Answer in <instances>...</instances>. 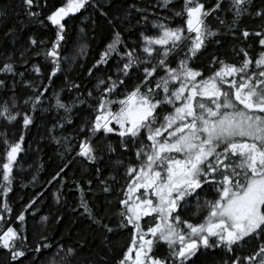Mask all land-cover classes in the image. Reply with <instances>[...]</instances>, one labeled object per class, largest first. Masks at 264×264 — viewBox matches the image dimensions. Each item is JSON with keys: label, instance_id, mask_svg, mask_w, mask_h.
<instances>
[{"label": "snow or ice", "instance_id": "6c2138e0", "mask_svg": "<svg viewBox=\"0 0 264 264\" xmlns=\"http://www.w3.org/2000/svg\"><path fill=\"white\" fill-rule=\"evenodd\" d=\"M19 7L51 37L22 40L13 28L0 38L11 46L0 56V264H264V0H157L122 15L99 0ZM89 8L109 34L85 88L69 73L84 68L87 45L73 53L66 44L69 21ZM245 17L259 27L241 28ZM222 35L240 41L232 58L213 52L201 61ZM38 112L54 113L44 136L60 161L46 181L56 185L55 214L39 215L44 192L18 213L8 200ZM65 188L79 194L71 242L51 234L50 221L65 219Z\"/></svg>", "mask_w": 264, "mask_h": 264}, {"label": "trees", "instance_id": "16d2710c", "mask_svg": "<svg viewBox=\"0 0 264 264\" xmlns=\"http://www.w3.org/2000/svg\"><path fill=\"white\" fill-rule=\"evenodd\" d=\"M208 4H211L213 0H207ZM261 0H255L257 5H260ZM49 7L59 6L61 0H48ZM135 3L137 7H144L147 5H154L157 0H99L104 11H108L110 15H122L124 9H126L130 4ZM4 7L3 10L7 12V15L0 17V38L3 37V33L6 30L15 28L23 39H26L29 34H34L38 39L48 40L51 34L44 29L40 28L38 25L28 24L26 17L23 15L20 5V0H0V7ZM179 5H177L178 7ZM153 8L149 7V12H152ZM155 11L161 15H168L163 9L156 8ZM19 13V15H17ZM139 17L134 15L132 17V22ZM229 21L231 20V15L226 17ZM21 21L27 24V27L21 25ZM95 21V23H93ZM176 20L174 23H179ZM210 23L215 28L216 22L214 19L210 18ZM260 22L252 17H245L240 22L241 28H248L253 30L259 27ZM150 27V26H149ZM81 29H84L81 33ZM135 31V30H134ZM109 34V28L105 21V18L100 15V12L94 8H89L82 14H78L77 18L71 19L68 23V34H67V44L66 47L73 53L78 52L81 45H87L85 51L86 56H81L78 63L84 65L83 69H75L73 72L69 73L73 79H76L78 83H82L85 88H91L92 81L87 76L85 69L91 66V64L98 57V53L102 50L106 38ZM239 35V32L237 33ZM126 39H135L134 34H126ZM222 41V47L217 48L215 44H210L205 54L201 57V61H207L213 52H219L220 54H226L229 59L232 58L231 48L233 45L240 46L239 40H233L231 35H222L220 37ZM242 39V38H241ZM249 43L252 44V51H258V41L255 38H249ZM5 54H11V46L5 43L0 46V56ZM30 63H41L43 64L42 57H34ZM197 63H200L198 61ZM23 70V69H21ZM63 78L61 77V80ZM61 80H57L56 84L60 85ZM56 90H59L58 88ZM67 99V96H65ZM54 113H36V126H33L31 131L25 135V145L24 147L28 149L27 153H22L23 160L21 161L23 165V170L17 169L15 171L16 179L13 184V192L9 194V203L15 212H19L28 201H30L34 195L44 192L43 197L36 207L40 209L39 215H47L49 212L55 214L56 209L60 208V205H56L52 199V193L56 190V185H49L46 183L50 179L51 174L56 170V165L60 162L58 156L56 155L57 146L53 144L49 139L45 138L44 134L46 129L50 128L53 123ZM11 128V126H9ZM5 129L0 127V131ZM20 134L19 127L11 128L9 133L10 136L18 137ZM115 139V138H114ZM40 149L37 151V149ZM42 165V167H41ZM79 165L75 166V175L73 172L68 173L67 183L72 187V180L79 176ZM33 176L36 180L33 181ZM68 204L64 206L61 211V215L65 219L60 224H54L50 221L51 227L55 229L51 234L57 239L60 235H63L66 240L71 242L75 238L76 232L81 227L79 222L73 223L76 219V214L71 211V207L77 202L76 198L78 193L74 190H69V188L64 189ZM90 197L91 194L88 193ZM39 215L37 220H39ZM86 223V221H85ZM33 225V220L28 217V227L31 231ZM98 243V242H97ZM3 259V257H0ZM203 259V258H201Z\"/></svg>", "mask_w": 264, "mask_h": 264}]
</instances>
